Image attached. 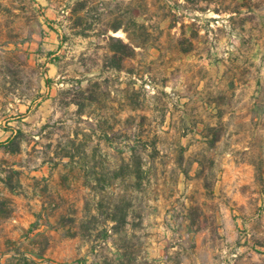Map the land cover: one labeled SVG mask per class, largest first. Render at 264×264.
<instances>
[{"label": "rangeland", "instance_id": "obj_1", "mask_svg": "<svg viewBox=\"0 0 264 264\" xmlns=\"http://www.w3.org/2000/svg\"><path fill=\"white\" fill-rule=\"evenodd\" d=\"M18 249L264 264V0H0V264Z\"/></svg>", "mask_w": 264, "mask_h": 264}, {"label": "trees", "instance_id": "obj_2", "mask_svg": "<svg viewBox=\"0 0 264 264\" xmlns=\"http://www.w3.org/2000/svg\"><path fill=\"white\" fill-rule=\"evenodd\" d=\"M121 27H116L115 32L119 31ZM110 41L114 44L112 46V52L114 54V58H120L123 60L125 58H130L132 56L133 49L130 45L125 44L122 40L111 37ZM48 55H53V53H49ZM121 69V65L117 68V70ZM16 140L12 141L15 143ZM20 150V146L17 145V149H14V152H18ZM13 189V188H12ZM3 206V205H2ZM32 258L29 257L26 251L21 249L16 250V253L10 257L4 264H42L41 262L44 260L42 255H35L31 253ZM125 253L118 254L116 260L110 261L109 264H123V259L125 258Z\"/></svg>", "mask_w": 264, "mask_h": 264}, {"label": "crops", "instance_id": "obj_3", "mask_svg": "<svg viewBox=\"0 0 264 264\" xmlns=\"http://www.w3.org/2000/svg\"><path fill=\"white\" fill-rule=\"evenodd\" d=\"M8 46H11V43H8Z\"/></svg>", "mask_w": 264, "mask_h": 264}, {"label": "bare ground", "instance_id": "obj_4", "mask_svg": "<svg viewBox=\"0 0 264 264\" xmlns=\"http://www.w3.org/2000/svg\"><path fill=\"white\" fill-rule=\"evenodd\" d=\"M117 35H119V33Z\"/></svg>", "mask_w": 264, "mask_h": 264}]
</instances>
